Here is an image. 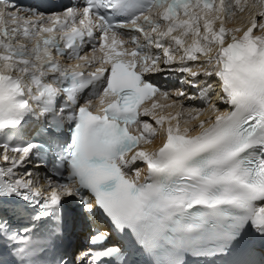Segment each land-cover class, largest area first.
I'll use <instances>...</instances> for the list:
<instances>
[{
  "label": "snow or ice",
  "instance_id": "6c2138e0",
  "mask_svg": "<svg viewBox=\"0 0 264 264\" xmlns=\"http://www.w3.org/2000/svg\"><path fill=\"white\" fill-rule=\"evenodd\" d=\"M71 203L89 226L64 248ZM0 247L12 264H264V0H0Z\"/></svg>",
  "mask_w": 264,
  "mask_h": 264
},
{
  "label": "bare ground",
  "instance_id": "6f19581e",
  "mask_svg": "<svg viewBox=\"0 0 264 264\" xmlns=\"http://www.w3.org/2000/svg\"><path fill=\"white\" fill-rule=\"evenodd\" d=\"M193 63H197V62H193ZM190 89V91H195V89H191V88H189ZM188 103H191V104H193V106H196V107H203V105L201 104V102L199 101V100H195V101H190V102H188ZM178 107L179 106H177V108L176 109H174L173 111H175V110H178ZM207 114V115H206ZM206 115V116H205ZM208 115H209V113H207V112H205L204 113V115L201 117V119H207V117H208ZM80 213H82V212H80V211H78V210H75V214L76 215H81ZM82 216V215H81ZM83 227H84V225H83ZM85 229H88V226L85 228ZM79 233H84V231L82 230V231H80Z\"/></svg>",
  "mask_w": 264,
  "mask_h": 264
}]
</instances>
